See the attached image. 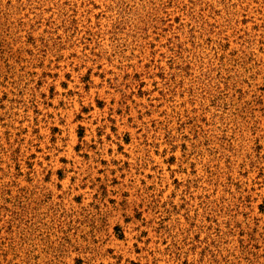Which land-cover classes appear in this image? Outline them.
Returning <instances> with one entry per match:
<instances>
[{
	"label": "rangeland",
	"instance_id": "374dc122",
	"mask_svg": "<svg viewBox=\"0 0 264 264\" xmlns=\"http://www.w3.org/2000/svg\"><path fill=\"white\" fill-rule=\"evenodd\" d=\"M0 264H264V0H0Z\"/></svg>",
	"mask_w": 264,
	"mask_h": 264
}]
</instances>
